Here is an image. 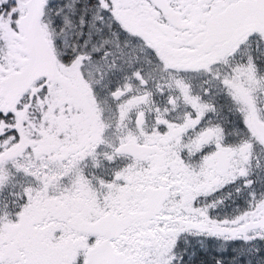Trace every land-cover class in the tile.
<instances>
[{"label": "snow or ice", "instance_id": "6c2138e0", "mask_svg": "<svg viewBox=\"0 0 264 264\" xmlns=\"http://www.w3.org/2000/svg\"><path fill=\"white\" fill-rule=\"evenodd\" d=\"M0 264H264V0H0Z\"/></svg>", "mask_w": 264, "mask_h": 264}]
</instances>
